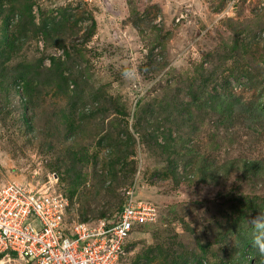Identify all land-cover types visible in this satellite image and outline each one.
I'll list each match as a JSON object with an SVG mask.
<instances>
[{
	"label": "rangeland",
	"instance_id": "rangeland-1",
	"mask_svg": "<svg viewBox=\"0 0 264 264\" xmlns=\"http://www.w3.org/2000/svg\"><path fill=\"white\" fill-rule=\"evenodd\" d=\"M27 2L33 4L35 22H40L41 10L59 6L74 8L83 16L92 13L95 18L96 30L89 41L81 43L83 29L72 38L79 50H71V55L84 76L80 92L73 97L71 129L66 119L69 96L56 93L46 83H33L37 97L31 102L23 103L17 96L16 74L24 61L42 57L43 66L52 67L48 55H62L61 49L44 47L41 38L23 43L9 58V50L2 51L11 40L14 14ZM90 23L86 20L80 26ZM67 46L72 47L69 40ZM262 51L264 0H0V74H5L0 75V186L8 181L45 185L49 192L67 199L69 223L113 220L126 191L132 190L137 200L155 208L156 220L134 228L126 241L124 263L137 254L151 256L157 247L181 251L195 236L207 232L210 221L211 231L221 222L214 219L225 209L224 201L213 200L220 189L206 177H192L209 135L216 134V142L218 137L213 122L196 111L187 118H191V129H176L177 122H184L180 118L164 129L159 109L162 97L175 94L178 103L186 101L187 89L169 82L185 70V80L193 83L200 65L207 70L245 66L252 78L260 79ZM246 80V75L238 80L239 88L251 95L254 88ZM228 82L238 88L232 78ZM137 101L153 105L148 109L150 122L155 123V117L160 122L158 128L153 124V136L162 139L170 132L172 140L165 147L147 139L151 128L135 130L134 117L140 112ZM110 140L118 146L111 147ZM192 143L191 164L186 166L185 149ZM121 157H126L125 163L116 161ZM204 157L221 162L216 147ZM71 158L73 177L65 172ZM258 183L250 187L242 180L244 192H254L264 201V182ZM237 186V179L229 181L227 195H233Z\"/></svg>",
	"mask_w": 264,
	"mask_h": 264
},
{
	"label": "trees",
	"instance_id": "trees-1",
	"mask_svg": "<svg viewBox=\"0 0 264 264\" xmlns=\"http://www.w3.org/2000/svg\"><path fill=\"white\" fill-rule=\"evenodd\" d=\"M32 5L30 3L20 5L18 14H14L15 22L11 40L6 46L7 48L2 51L9 50V58L11 53L20 50L23 43L38 38L43 40L44 47H56L62 50V55H56L54 52L48 55L52 67L43 66L42 57L34 59L32 62L24 61L22 63L16 74L17 81L20 83V94L17 96L23 103L31 102L33 98L37 97L32 93L33 83H36L34 85L46 83L51 86V89H56V93H61L65 97L69 96L66 119L69 122L68 128H70L73 127L70 125L73 124L75 118L73 109L76 101L74 96L80 92V79L84 76V71L76 65L71 55V50H79L76 48L78 43H75V39L72 38H77L78 33L83 29L79 36L80 41L82 44L89 41L95 33L96 21L92 13L83 16L74 8L59 6L47 11L41 10V20L35 22ZM23 15L25 19H23ZM86 20L91 23L86 24L85 27L80 26V22L83 23ZM21 29L22 34L20 35ZM68 40L72 45L70 48L67 46ZM246 43V46L250 45L248 41ZM229 50L231 51V49ZM261 56L263 58V51ZM2 66L3 63L0 65V70ZM260 69L263 70V75L260 79H255L251 77L252 73H249L245 66H225L221 69L216 66L207 70L203 65H200L196 69L198 73L196 82L190 83L185 80V70L176 80L169 82L170 85L181 83L184 89H187L184 93L187 99L178 103L175 94L166 98L162 97L159 109L163 116L161 122H163L164 129L173 126L176 118H180L181 122L184 121L183 123L177 122L176 129H181L183 126L191 129V125H189L191 118L188 120L187 118L194 111L205 115L217 129L218 141L216 142L214 139L216 134L209 135L208 143L206 142V146L203 148L204 151L198 153V163L192 177L196 175H199L198 178L206 177V180L212 182L213 187H218L220 190L214 193L213 200L224 201L225 209L218 211L220 216L217 214L214 219L217 224L221 221L215 231L209 229L212 225L210 221V226L206 229L207 232L199 237L195 236L192 243L183 246L181 251L177 250L171 253L162 247H157L155 251H152L151 256L146 254L143 258L140 254L135 255L133 260H130L131 264H202L203 262L205 264H264V255L258 252L254 244L256 235L254 223L264 221V201H261V196L254 195V192L252 195L244 192L242 185V180L250 187L259 184L258 182H264V65ZM0 75L5 76L3 73ZM244 75L247 76L245 84H250L254 88L251 95H249V91L239 88L242 85L238 83V80ZM228 78L234 80L239 90L236 85L232 86L228 82ZM71 84L73 89L70 90ZM164 89H168V87H164ZM177 92L180 93L181 89ZM141 104V101H137L136 105L140 107V112L135 115L136 118L134 117V120L137 119L134 123L135 130L146 132L151 128V135L148 131L147 139L158 142L160 147H165L172 140L170 132L168 131V134L162 139L158 135L153 136L155 134L153 124L158 128L160 122L156 120L157 117H155V123L150 122L152 119L149 117L148 109L153 106L152 103H144L142 106ZM122 115L124 118L128 116L125 108ZM219 131L221 132L220 136L218 135ZM140 136L142 143H146L145 136ZM158 139L161 141L159 142ZM131 140L130 138L128 141ZM110 141L111 147L118 146L114 140ZM193 147L192 143L185 149L186 166L191 164ZM213 147L219 149L220 164L208 161V158L204 157L206 152ZM121 160L125 163L126 157L117 158L116 161L119 163ZM69 162V167L65 169V172L73 177L74 159H69ZM113 163L115 162H111V164ZM232 179H237L238 188L233 195L229 196L225 189L227 188L226 184ZM122 207L118 208L111 221L114 222L118 219ZM148 224L151 223L142 225ZM137 226L141 225H134L131 233ZM191 244H194V247H188ZM10 255L12 258L16 257L14 253H10ZM124 262L125 259L119 263L125 264Z\"/></svg>",
	"mask_w": 264,
	"mask_h": 264
},
{
	"label": "built area",
	"instance_id": "built-area-1",
	"mask_svg": "<svg viewBox=\"0 0 264 264\" xmlns=\"http://www.w3.org/2000/svg\"><path fill=\"white\" fill-rule=\"evenodd\" d=\"M43 187L14 181L0 186V264H120L132 227L156 220L155 208L127 190L114 222L69 223L67 199Z\"/></svg>",
	"mask_w": 264,
	"mask_h": 264
},
{
	"label": "clouds",
	"instance_id": "clouds-1",
	"mask_svg": "<svg viewBox=\"0 0 264 264\" xmlns=\"http://www.w3.org/2000/svg\"><path fill=\"white\" fill-rule=\"evenodd\" d=\"M254 226L256 229V235L254 236V244L258 252L264 255V221H257L254 223Z\"/></svg>",
	"mask_w": 264,
	"mask_h": 264
}]
</instances>
